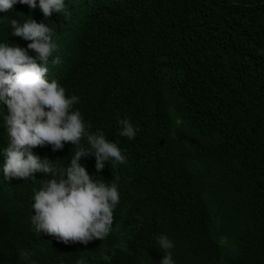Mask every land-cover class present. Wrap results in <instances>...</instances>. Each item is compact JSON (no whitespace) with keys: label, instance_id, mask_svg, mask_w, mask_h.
I'll return each instance as SVG.
<instances>
[{"label":"trees","instance_id":"16d2710c","mask_svg":"<svg viewBox=\"0 0 264 264\" xmlns=\"http://www.w3.org/2000/svg\"><path fill=\"white\" fill-rule=\"evenodd\" d=\"M65 5L67 15L46 19L20 3L0 12V42L26 47L11 19H44L56 44L49 59H59L46 75L126 156L99 172L94 156L81 159L94 179L117 185L120 201L103 240L65 244L31 225L30 194L50 175L22 183L17 203L0 178V264H159L161 234L175 264H264V0ZM125 118L138 129L132 140L118 134ZM75 148L32 151L59 168Z\"/></svg>","mask_w":264,"mask_h":264},{"label":"clouds","instance_id":"9594fccd","mask_svg":"<svg viewBox=\"0 0 264 264\" xmlns=\"http://www.w3.org/2000/svg\"><path fill=\"white\" fill-rule=\"evenodd\" d=\"M17 3L29 9L38 8L45 19L51 13L67 15L65 0H0V12L6 15ZM43 20L11 19V34L29 41L26 47L0 42V105L3 106L0 128L6 137V144L0 146V178L8 186L11 202L17 203L29 188L22 183L34 181L40 173L50 175L29 197V205L34 209L31 216L34 231L55 236L65 244L87 245L93 239L103 240L112 230L120 193L115 183L94 179L81 159L94 156L97 172L110 160L113 166L127 160L103 131L89 130L79 109L73 107L79 98L66 96L64 87L46 75V64L56 65L59 59L55 55L49 59L56 44L50 38L52 30ZM117 124L120 136L134 139L138 129L130 119H120ZM66 142L76 148L63 167H56L52 159L32 151L47 144L55 152L62 150ZM156 243L164 253L159 264H175L171 252L173 241L161 234L156 237ZM76 264L84 261L78 259Z\"/></svg>","mask_w":264,"mask_h":264}]
</instances>
